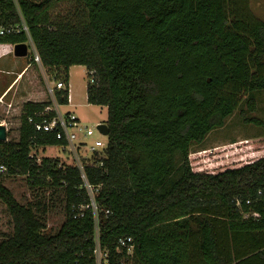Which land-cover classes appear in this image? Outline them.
<instances>
[{
  "label": "trees",
  "instance_id": "1",
  "mask_svg": "<svg viewBox=\"0 0 264 264\" xmlns=\"http://www.w3.org/2000/svg\"><path fill=\"white\" fill-rule=\"evenodd\" d=\"M63 1L0 0V26L24 20L55 82L69 84L70 69L86 67L88 103L108 110V146L95 160L103 167H85L101 187L99 225L91 210L75 217L89 204L79 169L32 155L66 145L29 123L52 121L56 113L45 111L53 102H26L19 142H0V167L33 188L64 189L66 220L45 235L44 218L15 199L0 172V201L14 222L0 264H96L97 236L110 264H264V138L190 153L264 91V21L252 0H78V14L53 18ZM27 42L24 34L0 38ZM56 102L68 106L67 92ZM247 107L255 112L256 101ZM128 237L129 261L118 248Z\"/></svg>",
  "mask_w": 264,
  "mask_h": 264
},
{
  "label": "rangeland",
  "instance_id": "2",
  "mask_svg": "<svg viewBox=\"0 0 264 264\" xmlns=\"http://www.w3.org/2000/svg\"><path fill=\"white\" fill-rule=\"evenodd\" d=\"M251 9L259 20L264 21V0H252ZM82 11V5L78 0H64L55 6L51 15L53 18L60 19L68 17L71 14H78ZM24 62V59H21ZM14 56L13 52L7 54L0 60V97L9 89H12L6 97L11 103L12 108L0 105V125L7 129V142L16 143L20 139L21 115L23 106L31 97V91L42 86L45 89L47 101H52L48 97L46 88L48 83H53L56 80L41 66L34 64L35 71L31 74L22 77L11 72L8 76L5 70L6 66L12 67L13 63L21 61ZM3 77V78H1ZM14 78L18 81H13ZM90 82L88 70L84 66L72 67L69 72V83L71 91V104L68 106H60L59 111L62 114L75 115L80 122L94 129L99 124H106L108 119V110L106 107L94 106L88 103L87 87ZM16 84V85H15ZM15 85V86H14ZM54 85V83L52 84ZM14 86V87H13ZM256 101V111L250 112L247 107L248 99ZM53 102V101H52ZM56 106V105H55ZM243 112L246 114L243 115ZM246 118H256L264 123V91L249 94L240 107L233 115L227 118L225 124L221 128L214 129L210 132L206 139L201 144H192L190 153L192 156L203 155L204 153H215L220 149L238 148L242 143L247 141L258 140L264 138V127L260 128L254 125L246 124ZM97 139L106 140L96 134L93 138L88 139L89 143L95 142ZM34 155L40 162L43 158H50L64 165H73V160L77 161L68 151H63L61 147H41L33 150ZM98 155H101L98 153ZM91 154L85 151L82 154L83 160L88 161ZM82 159V158H81ZM82 160V161H83ZM85 161V160H84ZM204 159H200L203 163ZM4 185L13 193L15 199L24 206H32L39 217L45 220V235H55L66 220L65 199L66 194L64 189H51L46 187L31 186L27 177L11 176L4 172ZM38 205L40 207L38 208ZM14 222L8 212L6 206L0 201V243L13 236Z\"/></svg>",
  "mask_w": 264,
  "mask_h": 264
},
{
  "label": "built area",
  "instance_id": "3",
  "mask_svg": "<svg viewBox=\"0 0 264 264\" xmlns=\"http://www.w3.org/2000/svg\"><path fill=\"white\" fill-rule=\"evenodd\" d=\"M16 2V0H13ZM33 3L40 4L44 0H30ZM23 19V18H22ZM20 35L24 34L28 38V42L26 43L28 46V57L32 60V63H35L39 67L42 66V62L40 56L36 50V47L30 37L29 28L25 24L24 20L17 26H0V38L7 37L10 35ZM14 51V46H13ZM94 73H90L93 75ZM54 83V85H52ZM48 83L46 88V93L48 97L52 98L53 106L48 108L45 113L54 111L56 113V117L52 119L50 122H42L35 123L32 118L29 119L30 124L35 125V129L37 132L53 134L56 136L58 141H65L66 145L61 146L63 151H68L74 157L77 158V161L73 160V165H68V167H76L81 172L82 179V188L88 195L89 204L87 206L79 207L78 214L75 216L76 218H83L86 210H91L94 216L96 228H98L99 220V208L96 203V198L101 191V187L92 186L85 174V167H95L101 168L103 167V163H96L95 160L98 158L97 154H103V151L107 149L108 146V137L103 135L101 131L98 129L99 125L96 128L92 129L84 123L80 122V120L71 114H62L59 111V105L56 102V94L60 91L67 92L68 94V102L71 104V91H70V83L66 84L63 81ZM3 96L0 98L2 100ZM56 105V106H55ZM12 108V105L9 106ZM96 134H98L103 139H97L95 142L89 143L88 139L93 138ZM87 151L91 154V158L88 161L87 159L83 160L82 154ZM82 158V159H81ZM83 160V161H82ZM5 168L0 167V172H4ZM72 212H76V207H72ZM106 214H109V211H106ZM119 252H124L127 256L128 261L133 259L135 254V244L134 240L131 237L120 239L118 242ZM94 257L96 264H110L109 254L108 252L102 248L100 245L99 237L96 238V246L94 249Z\"/></svg>",
  "mask_w": 264,
  "mask_h": 264
},
{
  "label": "crops",
  "instance_id": "4",
  "mask_svg": "<svg viewBox=\"0 0 264 264\" xmlns=\"http://www.w3.org/2000/svg\"><path fill=\"white\" fill-rule=\"evenodd\" d=\"M10 52H13V46H11V45H0V60H2ZM17 59H19V60L24 59V62H22V60H21V61H18L16 63H13L11 68H10V66H6V67H8V69L5 71L7 72L8 76L11 74V72H15V75H18L19 77L23 78L24 76H27V75L31 74L33 71H35L34 64L32 63V60L29 57L28 58H17ZM1 78H3V77H1ZM13 81L14 82L18 81V79L16 80V78H14ZM37 88L38 89H36L34 91L30 90L31 91V94H30L31 99L29 101L34 102V103L47 102V97L45 95V89L42 86L37 87ZM11 90L12 89H9L7 92L3 93L4 95H2L3 98H2V100H0V105H2V106L6 105L8 107L11 105V103H9L6 99V97L10 94Z\"/></svg>",
  "mask_w": 264,
  "mask_h": 264
},
{
  "label": "water",
  "instance_id": "5",
  "mask_svg": "<svg viewBox=\"0 0 264 264\" xmlns=\"http://www.w3.org/2000/svg\"><path fill=\"white\" fill-rule=\"evenodd\" d=\"M14 56L16 58H27L28 57V46L27 44H18L14 46ZM98 129L105 136H109L110 131L107 124L99 125ZM7 129L5 126L0 125V142H7Z\"/></svg>",
  "mask_w": 264,
  "mask_h": 264
}]
</instances>
